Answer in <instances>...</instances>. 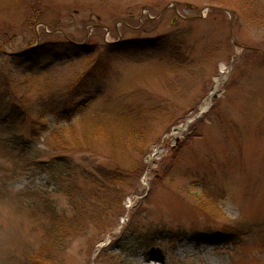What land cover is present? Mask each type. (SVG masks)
I'll use <instances>...</instances> for the list:
<instances>
[{
    "label": "rangeland",
    "instance_id": "1",
    "mask_svg": "<svg viewBox=\"0 0 264 264\" xmlns=\"http://www.w3.org/2000/svg\"><path fill=\"white\" fill-rule=\"evenodd\" d=\"M0 264H264V0H0Z\"/></svg>",
    "mask_w": 264,
    "mask_h": 264
},
{
    "label": "trees",
    "instance_id": "2",
    "mask_svg": "<svg viewBox=\"0 0 264 264\" xmlns=\"http://www.w3.org/2000/svg\"><path fill=\"white\" fill-rule=\"evenodd\" d=\"M114 49H116V48H114ZM30 55V54H29ZM40 55L41 54H39V53H35V54H33V55H30L29 56V59L30 60H39V58H40ZM43 57V56H42ZM19 116H21V113H20V115ZM128 231H129V228L128 227H126L125 228V233L127 234L128 233ZM123 234H124V232H123ZM130 235V234H129ZM191 236L197 241V242H200L201 240H206V241H209V240H213L214 238H218V239H220V240H227V239H232L233 238V240H234V238H237V236H236V233H233L232 231H230V230H225V232L224 233H216V234H204V233H201V232H194V233H192L191 234ZM131 238H132V243L134 244V245H138L139 243H141L142 242V240H144V238L142 237V236H140V235H137L135 238L134 237H132V236H130ZM127 244H129V243H127ZM126 244V245H127ZM125 245V246H126Z\"/></svg>",
    "mask_w": 264,
    "mask_h": 264
},
{
    "label": "bare ground",
    "instance_id": "3",
    "mask_svg": "<svg viewBox=\"0 0 264 264\" xmlns=\"http://www.w3.org/2000/svg\"><path fill=\"white\" fill-rule=\"evenodd\" d=\"M221 74L222 75L220 77L215 79V87H214V89L211 92L209 100L205 104H203V106H202L201 111L203 113H205L208 110V108L210 107V104H211V101H212L213 97L216 95V93L219 91V89L225 83V81L227 79L226 68L224 66L221 68ZM181 130H183V129H181Z\"/></svg>",
    "mask_w": 264,
    "mask_h": 264
}]
</instances>
